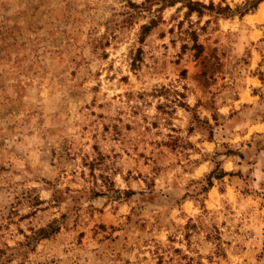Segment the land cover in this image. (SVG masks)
Returning <instances> with one entry per match:
<instances>
[{"label":"rangeland","instance_id":"374dc122","mask_svg":"<svg viewBox=\"0 0 264 264\" xmlns=\"http://www.w3.org/2000/svg\"><path fill=\"white\" fill-rule=\"evenodd\" d=\"M185 1L0 0V264H264V0Z\"/></svg>","mask_w":264,"mask_h":264},{"label":"trees","instance_id":"16d2710c","mask_svg":"<svg viewBox=\"0 0 264 264\" xmlns=\"http://www.w3.org/2000/svg\"><path fill=\"white\" fill-rule=\"evenodd\" d=\"M260 0H255L254 3H257L259 2ZM185 7L187 9V12H191V11H196L197 14L200 13V7H204L203 4H201L200 2L198 1H192V0H186L185 1ZM220 13L221 11H226V10H229V8L227 6L225 7H218L217 9ZM153 20L150 21L148 24H141L140 27H139V41H141V39L143 38V36L148 33V31L150 30V28L152 27V24H153ZM192 48H200V46L194 41V43L192 44ZM138 52V51H137ZM133 60V59H132ZM132 64H133V61H132ZM216 178H219L221 177L222 173H220V171H216V173H214Z\"/></svg>","mask_w":264,"mask_h":264},{"label":"bare ground","instance_id":"6f19581e","mask_svg":"<svg viewBox=\"0 0 264 264\" xmlns=\"http://www.w3.org/2000/svg\"><path fill=\"white\" fill-rule=\"evenodd\" d=\"M263 9V8H262Z\"/></svg>","mask_w":264,"mask_h":264}]
</instances>
